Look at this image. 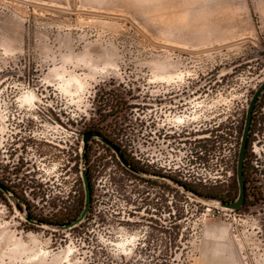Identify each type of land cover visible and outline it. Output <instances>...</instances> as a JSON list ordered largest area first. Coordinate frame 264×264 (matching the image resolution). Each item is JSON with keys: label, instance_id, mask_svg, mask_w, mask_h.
<instances>
[{"label": "rangeland", "instance_id": "rangeland-1", "mask_svg": "<svg viewBox=\"0 0 264 264\" xmlns=\"http://www.w3.org/2000/svg\"><path fill=\"white\" fill-rule=\"evenodd\" d=\"M263 79L264 0H0V183L9 188L0 190V264H264V182L230 210L206 184L180 191L167 178L159 220L129 212L136 182L118 172L116 226H99L92 211L68 228L61 224L80 216L78 164L53 203L49 182L54 174L62 192L55 184L67 147L77 153L83 120L112 110L137 122L147 92L163 96L174 148L168 101L178 87L224 86L231 106H245ZM30 93L32 104L24 102ZM25 124L36 166L23 202L14 150ZM173 161L168 151L166 164ZM194 173L202 178L198 163ZM68 190L75 194L65 199ZM237 194L230 177L224 201Z\"/></svg>", "mask_w": 264, "mask_h": 264}, {"label": "flooded vegetation", "instance_id": "flooded-vegetation-1", "mask_svg": "<svg viewBox=\"0 0 264 264\" xmlns=\"http://www.w3.org/2000/svg\"><path fill=\"white\" fill-rule=\"evenodd\" d=\"M226 88L192 83L177 88L173 99L168 101L173 102L172 114L178 120L173 131L174 148H167L169 141L163 96L151 98L147 92L141 104L142 117L137 122L136 118L133 122L120 117L114 118L112 110H109V115L99 116L88 122L83 120L80 123L77 153L71 150L73 156L69 155L70 148L67 147L65 160L61 165L62 184H55L60 185L61 188L58 189L62 192L57 191L54 186V174L49 181L52 203L58 201L55 193L64 194L67 186L64 183L68 184L69 175L75 170H71V167L76 164L79 169L80 214L85 211L83 222L94 211L99 226H105L107 221L116 226L114 221L117 220V201L120 195L116 181L118 172L136 182L130 195L129 212L138 214L141 210L147 219L164 218L167 178L180 191L190 189L199 182L206 184L212 190V198L224 201L229 193L230 177H236L248 108V104L238 106L235 103L231 106ZM263 103L264 90L252 108L246 135L242 168L245 196L250 186H262L264 182V114L260 113ZM133 108L128 109L132 111ZM62 123L66 125V122ZM30 124L20 127L14 150L17 176L15 191L18 199L23 202L26 201L25 198H32L31 185L35 177L32 173L33 166H36L34 138L31 133L33 126ZM196 139L198 142H195ZM251 147L255 150L250 149ZM167 150L174 151L172 165L166 164ZM253 151L254 156L250 154ZM46 158V165L54 164L52 154L43 159ZM197 163L202 177L200 179L194 173ZM86 188L89 194L88 204ZM219 190L222 196L218 194ZM68 193L75 194V191L68 190L65 199L70 198Z\"/></svg>", "mask_w": 264, "mask_h": 264}, {"label": "water", "instance_id": "water-1", "mask_svg": "<svg viewBox=\"0 0 264 264\" xmlns=\"http://www.w3.org/2000/svg\"><path fill=\"white\" fill-rule=\"evenodd\" d=\"M263 90H264V79L261 82V84L255 89V91L253 92V94L250 98V101L248 103L245 129H244V132H243V135L241 138L240 147H239V154H238V159H237V165H236V181H237V186H238V194H237L236 199L232 202H224V201H220V200L215 201L222 208H227L230 210H237L242 205V203L244 201L245 185H244V180H243L242 168H243V157H244V150H245V143H246V135H247L248 127H249L252 108H253L257 98L259 97V95L261 94V92ZM85 139H87V136L85 137ZM0 190H2L4 193L6 192L5 189L1 185H0ZM88 200H89V194H88V188H86V203L87 204H88ZM84 214H85V211L82 212L76 220L66 224L64 226V228L71 227L74 224L80 222L83 219Z\"/></svg>", "mask_w": 264, "mask_h": 264}, {"label": "bare ground", "instance_id": "bare-ground-1", "mask_svg": "<svg viewBox=\"0 0 264 264\" xmlns=\"http://www.w3.org/2000/svg\"><path fill=\"white\" fill-rule=\"evenodd\" d=\"M56 7H57V6H56ZM246 37H247V36H246ZM237 39H239V38H237ZM183 48H184V47H183ZM179 75H180V74H179ZM178 77H180V79H181V76H178ZM176 78H177V77H176ZM178 79H179V78H178ZM34 98H36L34 94H32V93L27 94V95L24 97V102H25V103H29V104L31 103V104H32V101H33V100L35 101ZM175 122H178V120L175 121ZM221 208H222V207H221ZM131 238H132V237H131ZM123 240H124V239H123ZM126 242H127V241H126ZM117 244H118V245H121L122 248H123V246H124V245H123V241H122V242L119 241ZM121 246H120V247H121ZM124 247H125V246H124ZM122 248H121V249H122ZM123 250H124V248H123Z\"/></svg>", "mask_w": 264, "mask_h": 264}, {"label": "trees", "instance_id": "trees-1", "mask_svg": "<svg viewBox=\"0 0 264 264\" xmlns=\"http://www.w3.org/2000/svg\"><path fill=\"white\" fill-rule=\"evenodd\" d=\"M0 185L5 189L6 192H9V188L7 189L6 186H4L2 183H1ZM74 220H75V219H72V220H66V223L61 224V225H66V224H68V223H70V222H72V221H74ZM61 225H60V226H61Z\"/></svg>", "mask_w": 264, "mask_h": 264}, {"label": "built area", "instance_id": "built-area-1", "mask_svg": "<svg viewBox=\"0 0 264 264\" xmlns=\"http://www.w3.org/2000/svg\"><path fill=\"white\" fill-rule=\"evenodd\" d=\"M260 113H263V114H264V103H263V105L260 107Z\"/></svg>", "mask_w": 264, "mask_h": 264}, {"label": "snow or ice", "instance_id": "snow-or-ice-1", "mask_svg": "<svg viewBox=\"0 0 264 264\" xmlns=\"http://www.w3.org/2000/svg\"><path fill=\"white\" fill-rule=\"evenodd\" d=\"M126 255H127V253H126Z\"/></svg>", "mask_w": 264, "mask_h": 264}]
</instances>
